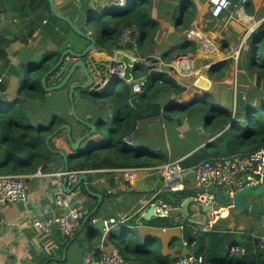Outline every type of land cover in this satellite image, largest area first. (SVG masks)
<instances>
[{
	"label": "crops",
	"instance_id": "crops-1",
	"mask_svg": "<svg viewBox=\"0 0 264 264\" xmlns=\"http://www.w3.org/2000/svg\"><path fill=\"white\" fill-rule=\"evenodd\" d=\"M54 1L61 7L60 10L63 13L67 12L73 15V13L76 14L78 8L84 12L82 19L75 15L72 20L75 24L77 23L78 27L84 26L87 33L94 36L95 32L91 28H87L89 16L101 13L102 9L106 10L105 6L108 4V0H89L88 3H86L87 0H74L78 7L75 9L74 4L70 5V0ZM185 1L146 0L144 6L148 16L156 22L154 26L152 25L153 29L148 27L151 40L147 45V50L151 49V51L145 57L136 55L138 49L136 37L133 49L126 51L127 54L131 52L136 68L143 62L147 74L166 73L184 88L180 95H174L171 90H160L157 94H153L151 99H160L157 102L162 104L160 114L154 116L151 111L143 112V117L139 118L133 131L121 139V142L127 147L128 154L139 150V148L148 149L165 156L166 160L163 159L165 161L151 166L113 167L103 159V161L100 160L105 163L102 167L88 169L84 172L86 179L82 180L77 187L69 185L68 180L66 188L63 187L65 177L58 175V172L65 168L62 156L61 159L55 157V161L50 163L46 171L38 169L35 173L25 174L27 184L25 178L24 183L30 203H24L23 209H20L17 203H0V264H94V260H97L103 251L115 247L109 236L118 231L120 233L119 229L121 228L114 227L108 235H104L100 222L93 224L92 219H101L105 216L119 217L123 214L133 216L126 224H123L127 230L123 232L122 239L136 234L137 243L141 248L148 247L151 251L161 255L163 259L161 262L153 260V263L151 260L150 262L135 260L136 264H168L165 261L170 260L172 264H176L182 254L188 251L193 252L191 248L195 244L189 242V237L186 236L187 225L191 226L192 231L198 230L207 234L200 242L206 264H260L264 259V252L260 245V236L264 235L261 228L264 226V216H257L248 211L240 213L229 207L226 208V216L221 215L210 219L202 211L201 206L198 208V205L192 200L187 205L188 215L182 213L181 207L180 209L179 207L174 208L171 216L160 218L153 215L150 219L145 218L147 222L141 221L142 218H139L138 215L151 207L150 203L154 200V192L162 187L163 178L157 167L174 160H180L181 164V160L212 139L209 129L205 127L206 115L202 109L185 115L168 109L165 112V104L174 98L179 101L186 100L183 103H188L189 100L193 101L201 95L210 94L213 101L219 106L229 108L234 113L238 94L244 96L242 93H238L236 84L233 87L235 75L236 82L238 80L240 58L238 60L233 58L228 75L221 80L210 78L208 69L218 62L232 57V49L240 44L243 46L241 50L243 55L248 39L258 26L264 23V0H246L243 3L241 0H234L231 8L217 17L210 12L209 0H190L196 8L197 17L186 29H179L176 26L180 25L178 22L183 19ZM84 2L86 5L82 6ZM56 25L61 30L54 26L52 20H49L47 14L42 10H33L25 14L16 9H5L0 12V104L17 96L19 86L23 85V81L28 75H31L33 70L32 67L27 68L26 66L32 64L33 61L37 62L46 52L62 51L68 47L81 51L88 44L86 38L77 36L73 30L65 29L59 23ZM190 27H196L205 34L206 45H203L202 41L187 36V30ZM134 30L138 34L139 29L134 28ZM59 31L62 35L66 34L61 41L58 35ZM4 40L9 41L4 42ZM186 41L196 42L197 47L194 51H180L179 48L183 47ZM169 50H172V56L168 60L166 53ZM117 52H119L117 49L107 52L105 49L99 50L96 47L88 55L98 60H106L108 56L114 57ZM148 57L158 62V70L154 73L150 72L145 64L144 59ZM178 59L181 63H178ZM64 71L65 69L61 73ZM246 74L253 80V75ZM72 77L65 87L47 91L44 97L46 100H51L55 93H60L65 109L61 111L60 115L55 113L38 114L36 124L39 126L41 122H48L53 114L64 117L71 125L73 140H76L88 128L79 122L73 124L72 120L74 119L69 110L68 88L70 84L84 82L85 79L80 68L75 70ZM50 85L48 83V86ZM93 92L95 91L93 90ZM92 96H82L79 89L74 91L73 98L78 115L95 124L99 119L111 121L109 116L104 117L106 115H104L101 104L97 102V96ZM169 96L170 99L167 101L166 98ZM92 98L94 99L93 108L90 109L89 100ZM32 102L36 103L37 101ZM241 103L242 101L240 105ZM138 105L139 103L133 105L131 102L132 107ZM116 113L117 111L113 109V114ZM198 128L201 129V132H198ZM141 130L143 133L139 135ZM146 136H148L147 140ZM98 138L96 134L91 135L80 144L79 151L84 153L91 147L96 148L104 143V140L98 142ZM66 139L63 132L52 140H54V146L62 148L67 155L76 153ZM108 157L116 158L112 152L108 153ZM220 157L224 156L216 158ZM193 187V183L190 182L189 188L193 189ZM87 188L100 194V198L94 193L88 192ZM58 194L73 197L74 201L86 211L81 226L73 238L67 239L55 228L46 233L40 228L22 223L17 227L12 225L29 212L37 217L61 212L54 202ZM248 196H254L255 199L254 197L253 200L247 198ZM248 196L246 199L251 203L264 204L256 195ZM183 202L179 204L182 206ZM191 203H194V209L190 207ZM87 215L90 216L84 222ZM193 216H198L200 219L198 217L195 219ZM168 217L177 222H170L172 223L170 225L159 223L161 220L158 219H164L163 223ZM208 221L211 222V226L210 230L206 232L202 228L203 224ZM84 228L87 229L84 230ZM98 232L101 233V237ZM260 253L263 254V257L259 260Z\"/></svg>",
	"mask_w": 264,
	"mask_h": 264
},
{
	"label": "trees",
	"instance_id": "trees-1",
	"mask_svg": "<svg viewBox=\"0 0 264 264\" xmlns=\"http://www.w3.org/2000/svg\"><path fill=\"white\" fill-rule=\"evenodd\" d=\"M86 3H82V6H85ZM73 4L75 9L78 8L74 0H70V5ZM145 4L146 0H129L124 9L113 7L107 10L106 13L100 14L98 18L97 13H89L91 18H97L96 29H94L97 32L95 36L96 47L99 50L105 49L107 52L117 49L121 29L129 26L133 29H139L138 34L135 32L136 29L134 30V38L136 37L138 45L136 55L145 57L149 54L151 49L147 50V45L150 43L151 34L148 27L153 29L156 22L149 18L144 6ZM56 6L60 10L61 7L57 3ZM5 9H16L24 14L33 10H42L45 13L47 12L49 20L57 19L51 13L47 0H0V12H3ZM77 10L76 14L73 13V15L67 12L64 14L70 16L71 19L75 15H78L82 19L84 12L79 8ZM195 10L196 8L191 1L186 0L183 8V19L181 22H178L180 25L176 27L186 29L189 24L193 23L197 17ZM80 28L86 31L84 28ZM69 29L71 30L70 27ZM58 35L60 41L66 36L65 33L62 35L60 31ZM7 41L9 40H4V42ZM184 44L183 47L179 48L182 52L194 51L197 47L195 41H186ZM133 45L134 43H129L126 49L132 50ZM61 52H46L37 62L33 61L32 64L27 65L26 67H32V71L34 72L32 73L31 71V75H28L23 81V85L19 86L17 96L14 99L0 104V174H31L35 173L38 169L46 171L50 163L55 161V157L62 158L61 155L49 150L45 144V140L53 130L65 123L66 119L53 114L51 120L45 123L41 122L38 126L36 124L38 114H35L30 106L34 103L32 101L43 102L46 100L44 97L47 91L41 85V77L58 60ZM241 55L238 63L236 86L238 93H242L244 96L238 94L234 113L229 108L219 106L213 101L210 94L201 95L193 101L189 100L188 103H183L186 100H174L175 98L169 101L170 96L166 98L169 102L165 104L164 111L168 109L169 111L189 115L194 110L202 109V105L207 109L204 124L206 129H209L212 139L181 160L183 166H191L203 160L212 161L219 156H231L264 148V23L258 26L253 35L248 39L247 47L243 55ZM171 56L172 50H169L166 53V58L169 60ZM232 61L233 57H228L212 65L208 69L210 78L221 80L226 77ZM258 67H260L261 71L256 72L255 70ZM135 68L136 66L132 71L134 78L147 75L148 82L146 87L138 94L133 93L131 83L124 79L119 78L109 82L108 91H111V96L108 101L112 109L116 110L117 113L113 122L107 121L110 126L108 133H106L108 134V140L100 144L101 147L103 146L102 150L100 146L96 148L91 147L79 156H69L67 158L69 170L99 168L105 164L100 161H103V159H105L109 166L113 167L151 166L166 160L165 156L160 155L156 151L151 152L148 149L139 148V150L128 154L126 151L127 147L121 142V139L133 131L139 118L143 117V112L149 113L151 111L154 116L160 114L162 104L157 102L160 99H151L153 94H157L160 90H171L174 92V95H180L184 91V88L166 73L147 74L143 62ZM64 73H66V70ZM246 73L253 75V80ZM60 81L61 79L56 80L55 84ZM48 83L53 85V83ZM83 90L79 89V92L84 97L98 96L96 94L98 91H92L87 94ZM134 96H137L139 103L137 107L131 106V99ZM243 100L245 103L242 108L240 102ZM249 104L250 106H248ZM102 122L99 119L96 123L100 125ZM50 144H52L53 148H56L52 141ZM104 149L105 151L112 152V155L116 158L107 156V158L101 159L100 153ZM193 193L194 190L192 188H186L182 191L171 192L170 194L164 193L161 197L173 204H179L185 198L192 196ZM158 220H161L159 222L161 225H170L177 222L170 217L165 219L163 223L162 220L164 219ZM141 221L147 222L144 217H142ZM119 227L121 228L119 229L120 233L119 231L116 234L112 233L109 239L115 247H118L125 259L132 260L133 262L135 260L150 262L151 260V263H153V260L157 262L163 260L161 255L151 251L148 247L141 248L140 244L137 243V238L133 237L134 234L122 239V234L127 229L123 224L119 225ZM186 228L188 229L186 236L189 237V242H194L195 244L191 249L196 254H202L203 249L200 242L203 236H207V234L198 230L192 231L190 225H187ZM262 257L263 254L260 253L258 259L260 260ZM262 261L260 264H262ZM165 262L172 264L171 260Z\"/></svg>",
	"mask_w": 264,
	"mask_h": 264
},
{
	"label": "built area",
	"instance_id": "built-area-1",
	"mask_svg": "<svg viewBox=\"0 0 264 264\" xmlns=\"http://www.w3.org/2000/svg\"><path fill=\"white\" fill-rule=\"evenodd\" d=\"M129 0H108L105 6L107 9L113 7H125ZM210 12L213 16L217 17L225 10L230 9L234 4V0H209ZM246 0H241L245 2ZM189 38L202 41L206 45L205 34L198 30L196 27H190L187 30ZM129 43H134V29L132 27H124L120 31L118 39V48L120 52L126 53V46ZM243 46L240 44L232 49V57L236 60L239 59ZM115 52V51H114ZM89 54V53H88ZM84 57L85 64L88 71L93 78V89L99 91L103 89L114 79H124V64L121 61H116L114 57H109L106 60H98L89 55ZM69 55L64 57L62 64L63 69L67 70L69 66ZM149 71L154 73L158 70V62L153 58L144 59ZM178 63L181 61L178 59ZM55 74V73H54ZM53 74V75H54ZM62 74V73H61ZM51 75L50 77H52ZM57 72L55 77L57 80L60 78ZM133 93H140L147 85V77L141 76L133 78L130 81ZM236 84V75L234 76V86ZM236 109V101L234 111ZM162 174L163 182L162 187L154 192V200L150 203L153 207V214L156 217L170 216L174 208L181 207V204H173L164 200L161 195L167 192H176L189 188V183L192 182L194 193L190 197L192 201L198 205L201 204L211 205V217L217 218L219 216H226L227 213L225 205L221 204L216 199V193L209 190L211 187H218L220 195L227 192L232 196L237 190L242 189L248 185L257 186L264 183V148H260L253 152L238 153L231 156H224L215 158L214 160H203L200 163L194 164L187 168L180 164V160H174L164 163L157 167ZM86 170H62L58 175L67 177L69 185H75L79 179L80 174ZM192 172L193 178L187 179L186 174ZM25 174H0V203H30L29 195L24 183ZM55 204L61 209L59 213H53L49 216H34L29 212L26 216L20 218V221L13 223L14 227L18 224H26L30 227L40 228L42 231L48 233L51 229H56L67 239L73 238L80 228L82 219L86 211L80 207L74 198L68 195L58 194L54 199ZM217 205L216 207L214 205ZM200 212V210H199ZM145 210L141 212L139 218H142ZM131 214H123L119 217L105 216L101 219L93 218V224L100 222L104 235H108L114 227L126 224ZM211 222L203 224V230L208 232L210 230ZM260 245L264 251V235L260 236ZM94 264H136L132 260L125 259L117 247H113L108 251H103ZM176 264H206L203 254H196L188 251L182 254ZM262 264H264V259Z\"/></svg>",
	"mask_w": 264,
	"mask_h": 264
},
{
	"label": "water",
	"instance_id": "water-1",
	"mask_svg": "<svg viewBox=\"0 0 264 264\" xmlns=\"http://www.w3.org/2000/svg\"><path fill=\"white\" fill-rule=\"evenodd\" d=\"M47 1L49 3V8H50L51 13L56 18H59L65 22H67V24L69 25L71 30H73L78 35H80L81 37L86 38L88 40V44L81 51H76V50H73L72 48H69V47L62 50L58 60L41 77V85L45 89V91H53V90H57V89L65 87L66 84L68 83V81L70 80V78L72 77V75L74 74L75 70L79 69V68L82 71L83 77L85 79L84 82H75V83L70 84V86L68 88V97H69V102H70V113H71V115L77 121H79L82 124H84L85 126H87L89 128V130L86 133H84L83 135H81L78 139L73 140L72 135H71L70 124L69 123H63L59 127H57L54 131H52L47 136V138L45 140V144L51 152L59 154L63 157L64 162H65L64 170H68V163H67L68 155H67V153L63 149L53 148L50 144V139L53 136H55L58 132L65 130L67 141L71 145L70 147L73 150H77V149H79L80 144L84 140L89 138L91 135L97 134L99 128L101 127V125H99L97 123L96 124L92 123L88 120H85L78 115L76 108H75V104H74V98H73V93L76 89H86L88 87L91 90L93 89V78L91 77V75L88 71V68L85 64L84 57L88 53H90L91 51L96 49V38L94 35L87 33L86 31L82 30L80 27H78L75 24V22L70 18V16H68V15L64 14L62 11H60L57 8L54 0H47ZM128 52H130V51H128ZM130 53L127 54V52L124 53V52L119 51L116 53V55H114V59L116 61H121L124 64L125 68H124L123 78L126 81H130L132 79V77H133L132 70L135 67L134 63H133V61H134L133 57L131 56ZM66 55H70L73 60L70 64V66L67 68V71L64 74L62 80L57 84L48 86L47 85L48 79L50 78L51 75L56 73L57 70L62 67V64L64 62V57ZM131 102L133 103V105L138 104L137 96H134L132 98ZM244 102L245 101L243 100L241 103L242 108L244 107ZM248 106H250V104ZM197 130H198V132H201L200 128H198ZM64 177H65V179L63 182V187L66 188L67 177L66 176H64ZM186 178L192 179L193 178L192 172L187 173ZM85 179H86V174L84 173L81 176H79V179L77 180V182L75 183L74 186L77 187V185L80 184V182L82 180H85ZM209 190H213L216 193V195H217L216 199L218 201H220L222 204L229 205V207H232L233 209L237 210L240 213H242L244 211H248V212L253 213L255 215L264 216V204L255 205L246 199V197L248 195H256V196L257 195H264V183L259 184L257 186L248 185L242 189L237 190L232 196H229L227 192L223 193V195H220L219 188L216 186L209 188ZM88 192L94 193L93 191H90L89 189H88ZM94 194L100 198V194H97V193H94ZM191 200H192V198H187L181 206V211L185 215H188L187 205H188V202H190ZM17 205L20 209L24 208V203L22 201L17 202ZM200 206H201L202 211L206 213L207 217H211V214H210L211 205L201 204ZM95 209H96V207L94 208V210ZM94 210H93V212H94ZM93 212H91V213H93ZM153 215H154L153 214V207L151 206L144 213L143 217L146 219H150ZM89 216L90 215H87L84 222H86V220L88 219Z\"/></svg>",
	"mask_w": 264,
	"mask_h": 264
},
{
	"label": "rangeland",
	"instance_id": "rangeland-1",
	"mask_svg": "<svg viewBox=\"0 0 264 264\" xmlns=\"http://www.w3.org/2000/svg\"><path fill=\"white\" fill-rule=\"evenodd\" d=\"M125 7H121V8H119V9H124ZM231 8V7H230ZM107 10H110V9H106V10H104V9H102L101 10V13H97V18H98V16L100 15V14H104V13H106V11ZM229 10V9H228ZM226 11V10H225ZM45 13V12H44ZM49 13V12H48ZM45 14H47V12L45 13ZM48 15V14H47ZM90 18V20L88 21V23H89V25L87 26V28H91V30L93 31V32H95V36L97 35V32H96V30H94V29H96V21H97V18H91V16L89 17ZM52 23H54V26L57 28V29H59V30H61V28L59 27V26H57L56 24L57 23H59L63 28H68L69 29V25L67 24V22H65V21H63V20H61V19H59V18H57L56 20H52ZM68 25V26H67ZM82 28H84V29H86L84 26H82ZM73 33L74 34H76L77 36H80V35H78L76 32H74L73 31ZM81 37V36H80ZM59 74L63 71V68H60L59 70ZM57 71V72H58ZM256 72H258V71H261V69H260V67H258V69H256L255 70ZM57 72H56V74H57ZM74 77V76H73ZM72 77V78H73ZM233 87H234V82H233ZM109 90V86L108 85H106L102 90H100V91H98V92H96V94H98V96H97V102L99 103V104H101V106H102V109H103V112H104V115H106V116H104V117H108L109 116V119L111 120V122H113L114 120H115V115L113 114V109H112V107H111V105L109 104V101H108V99L110 98V96H111V91L109 92L108 91ZM83 92L84 93H87V94H89V92H92L91 90H90V88L88 87V88H86V89H84L83 90ZM139 94V93H138ZM93 102H94V99L92 98V99H90L89 100V103H90V105H89V107H90V109H92L93 108ZM31 107H32V109L34 110V112H35V114H40V113H44L45 115H48V114H52V113H55V114H57V115H60V113H61V111L63 110V109H65L64 108V101L62 100V98H61V94L60 93H55L53 96H52V99L51 100H44L43 102L42 101H39V102H36V103H32L31 105H30ZM79 109V108H78ZM202 110H203V112L205 113L204 115H206V112H207V109L204 107V105H202ZM111 116H113V117H111ZM103 122L100 124L101 125V127L99 128V130H98V132H97V134H96V136H98L99 138L97 139L98 140V142H102L103 140H104V143L105 142H107V136H108V134H105V133H108V130L110 129V126H109V123L107 122V121H109L108 119L107 120H102ZM72 122H73V124H75V123H78L77 121H75V120H72ZM110 122V121H109ZM197 131V130H196ZM142 133H143V131L141 130L140 132H139V135H142ZM54 138H56V136L54 137ZM145 139L147 140L148 139V136H146L145 137ZM52 142H54V140H52ZM100 146V145H99ZM98 146V147H99ZM101 147V146H100ZM103 149V146L101 147V150ZM76 151V153H72V154H70V155H68V157L69 156H71V157H73V156H79L80 154H82V152H80L79 151V149H77V150H75ZM108 151H105V149H104V151L102 152V153H100V158H107V156H108ZM62 170H64V169H62ZM25 183H26V178H25ZM27 184V183H26ZM253 197L254 196H248L247 198H251L252 200H253ZM257 197L261 200V202H263L264 203V195H257ZM254 199H255V197H254ZM193 206H194V203H191L190 204V207L192 208V209H194L193 208ZM226 210H224V212H225ZM258 216V215H257ZM198 216H193V218H197ZM198 219H200V217H198ZM87 226H89V225H87ZM261 228H262V232L264 231V226L262 227L261 226ZM87 228H84V230H86ZM100 234V237H101V233L100 232H98V235ZM96 235H97V233H96ZM133 237H135V238H137V235L136 234H134L133 235Z\"/></svg>",
	"mask_w": 264,
	"mask_h": 264
},
{
	"label": "flooded vegetation",
	"instance_id": "flooded-vegetation-1",
	"mask_svg": "<svg viewBox=\"0 0 264 264\" xmlns=\"http://www.w3.org/2000/svg\"><path fill=\"white\" fill-rule=\"evenodd\" d=\"M69 56H70V55H69ZM72 60H73V59H72V57L70 56L69 66H70ZM69 66H68V67H69ZM55 74H56V73H55ZM55 74H54L52 77L49 78V82H50V83H53V85L55 84V82H56V80H57V78L55 77ZM64 74H65V73L63 72V73L61 74V76H59V77H60L59 79L62 80V78H63L62 75H64ZM61 77H62V78H61ZM59 79H58V80H59ZM56 84H57V83H56ZM69 110H70V107H69ZM70 114H71V113H70ZM71 116H72V115H71ZM72 117H73V116H72ZM73 119L76 120L74 117H73ZM76 121H77V120H76ZM77 122H79V121H77ZM65 123H68V122L66 121ZM79 123H81V122H79ZM81 124H82V123H81ZM82 125H84V124H82ZM59 126H60V125H59ZM59 126H58V127H59ZM70 126H71V125H70ZM84 126H85V125H84ZM86 128H88V127L86 126ZM71 130H72V129H71ZM88 130H89V128H88ZM88 130H87V131H88ZM53 131H54V130H53ZM87 131H86V132H87ZM63 132H64L65 135H66V131H65V130H62V131L58 132L55 136H58V135H60V134L63 133ZM86 132H84V133H86ZM84 133H83V134H84ZM83 134H82V135H83ZM71 135H72V134H71ZM55 136H53V137L50 139V142L52 141V139H53ZM66 138H67V137H66ZM66 140H67V139H66ZM56 149H62V148L58 147V148H56ZM225 208H229V205H225ZM228 211H229V209H228Z\"/></svg>",
	"mask_w": 264,
	"mask_h": 264
}]
</instances>
